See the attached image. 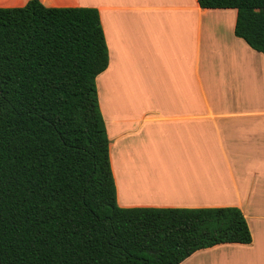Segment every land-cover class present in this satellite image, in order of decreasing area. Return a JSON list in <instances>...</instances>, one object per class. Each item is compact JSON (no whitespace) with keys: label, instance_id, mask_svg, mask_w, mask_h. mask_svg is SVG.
Wrapping results in <instances>:
<instances>
[{"label":"trees","instance_id":"1","mask_svg":"<svg viewBox=\"0 0 264 264\" xmlns=\"http://www.w3.org/2000/svg\"><path fill=\"white\" fill-rule=\"evenodd\" d=\"M198 2L236 9L235 34L264 53V0ZM109 61L95 7H0V264H180L250 244L237 206L118 204L96 82Z\"/></svg>","mask_w":264,"mask_h":264},{"label":"crops","instance_id":"2","mask_svg":"<svg viewBox=\"0 0 264 264\" xmlns=\"http://www.w3.org/2000/svg\"><path fill=\"white\" fill-rule=\"evenodd\" d=\"M41 1L100 12L110 61L96 82L118 204L237 206L253 241L200 249L180 264H264V53L235 34L237 10L198 0Z\"/></svg>","mask_w":264,"mask_h":264}]
</instances>
